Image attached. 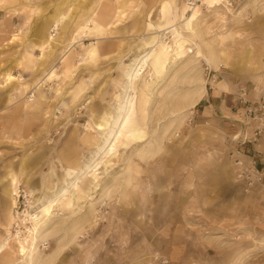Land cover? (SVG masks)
I'll return each instance as SVG.
<instances>
[{
	"label": "rangeland",
	"instance_id": "obj_1",
	"mask_svg": "<svg viewBox=\"0 0 264 264\" xmlns=\"http://www.w3.org/2000/svg\"><path fill=\"white\" fill-rule=\"evenodd\" d=\"M193 7L195 35L164 32ZM150 41L156 50L130 87L134 137L124 128L50 209L59 237L79 229L54 264H264V178L249 183L234 164L264 167V137L253 139L234 101L239 84L250 99L264 92V0H0V242L28 236L25 212L53 197L75 160L92 158L91 138L102 139L124 72ZM194 43L216 62L194 59ZM215 92L232 114L216 108ZM196 95L195 107L172 111ZM18 259L5 252L0 264Z\"/></svg>",
	"mask_w": 264,
	"mask_h": 264
},
{
	"label": "bare ground",
	"instance_id": "obj_2",
	"mask_svg": "<svg viewBox=\"0 0 264 264\" xmlns=\"http://www.w3.org/2000/svg\"><path fill=\"white\" fill-rule=\"evenodd\" d=\"M195 14H196V9L193 7L191 8L190 14L186 16L185 18L183 17L184 19L182 23H179L176 26L170 25L167 28H165L164 32L169 33L171 37H174V35L178 34L176 30V28L178 27L180 31L186 30L192 33V35H195L191 27V24H192L191 21L195 17ZM56 25H57V22H56ZM83 27L84 26H81L79 29L81 30ZM75 38L76 37H74V39ZM153 41L149 42L151 44L149 46V49L146 50L144 54L138 55L137 57H135L132 63L128 66V69L124 72V76H125L124 79L127 82L125 81L126 85L123 87L121 94H119V96L117 97V107L115 110V115L114 117L110 119V121H104L103 126L101 128L102 131H104V134L101 140H98L94 136L91 138L93 141H95L96 148H97L94 155H92V158L88 162L84 163L82 166L74 163V162H77L75 160L73 164L70 165V168L72 170V172L68 173V176L70 175V177L63 179L64 184L61 187H59V189H56L55 192H53L52 194L53 197L45 199L44 203L39 207L38 211L34 212L33 214L28 213V211L25 212V215H27L28 217L27 219L28 223L30 224V226L27 228L29 237L24 236L20 238L19 236H16L15 244H12L10 242V239L2 240L0 242V256L4 254L5 252L10 253L11 255L16 254L19 257L18 262H21L20 264H24V263L25 264H54L56 260L59 257H61V254L63 253V251L67 249L66 246L72 244L77 239L79 229L75 227L76 223H73L72 226H70V228L67 229L66 234L63 235L62 237H59L58 235V232L60 229L58 228V226L60 224H58V226L55 225L57 227L53 225L54 227L50 228L49 222L52 219L50 209L56 203L62 202L67 196L68 197L74 196L75 194L74 191H76L80 179L87 177L90 171L97 170L100 165L99 158H101L103 154L105 155V153L107 154L108 152L114 150V148L117 147L118 143L120 142V139L126 137L125 133H123L124 128L128 126V132L131 133L132 138L134 137L133 132L135 131V127L134 126L130 127L132 122L129 120L130 119L129 114L133 107V99L130 95V87H131L132 82L136 79V77L141 74V71L143 72L144 67L148 66V63L151 60L152 55L154 54V51L156 50V43ZM194 44L195 46L193 47V50L190 49V52L192 53L191 56L194 59L198 57H203L206 61L205 63H208L209 65H212L213 63L216 62V56L212 51L210 52L208 51V54L204 55L198 43H194ZM52 74H53V71L50 72L49 76H51ZM12 79L13 77L10 76V74L6 75V81L9 82ZM216 86H221V81H218L216 83ZM195 92H197V89ZM199 99H200L199 95H196L190 101H187V103H185L184 105L173 104L172 111L174 110L176 111L177 108L178 110L179 109L181 110L183 109V107H187V109L188 108L191 109L196 106ZM184 112L185 113L181 115V119L186 115V111ZM263 137H264V133L262 134V138ZM111 187L112 186H108L102 191L101 197L103 199L109 198L110 193L112 191ZM15 194H16L15 189L12 192H10V196L8 200V210L16 206L15 205L16 204ZM7 220H8V224H10L12 221H14V216L10 214ZM11 233L9 230L6 231V235L9 238H11ZM48 238H58V239H56V242L54 246L51 248V250L49 251V253L43 254L39 248L40 246L39 243L42 241H46Z\"/></svg>",
	"mask_w": 264,
	"mask_h": 264
},
{
	"label": "built area",
	"instance_id": "obj_3",
	"mask_svg": "<svg viewBox=\"0 0 264 264\" xmlns=\"http://www.w3.org/2000/svg\"><path fill=\"white\" fill-rule=\"evenodd\" d=\"M234 101L241 107L244 123H253L252 132L253 139L264 133V92H261L255 99H250L247 93V88L243 84L236 86L234 91ZM242 142H245L243 140ZM264 163V158L261 159ZM238 167V176L245 177L249 183L253 181H261L264 178V167L258 168L255 160L252 159L249 163H245L241 159L234 161Z\"/></svg>",
	"mask_w": 264,
	"mask_h": 264
},
{
	"label": "crops",
	"instance_id": "obj_4",
	"mask_svg": "<svg viewBox=\"0 0 264 264\" xmlns=\"http://www.w3.org/2000/svg\"><path fill=\"white\" fill-rule=\"evenodd\" d=\"M183 11H185L184 8H181V14H180L181 16H182ZM173 23H175V22H173ZM173 23H171V24H173ZM171 24H169V25H171ZM169 25H167L165 28H167ZM211 100H214L213 102H216L215 106H216L217 109L222 110V112H224V113H226L228 115L232 114V110L229 107V103H227V97H226V95L223 94V92L212 93L211 94Z\"/></svg>",
	"mask_w": 264,
	"mask_h": 264
}]
</instances>
